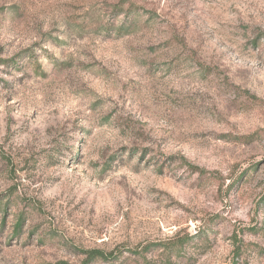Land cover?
<instances>
[{"label":"rangeland","instance_id":"obj_1","mask_svg":"<svg viewBox=\"0 0 264 264\" xmlns=\"http://www.w3.org/2000/svg\"><path fill=\"white\" fill-rule=\"evenodd\" d=\"M92 250L264 264V0H0V264Z\"/></svg>","mask_w":264,"mask_h":264},{"label":"trees","instance_id":"obj_2","mask_svg":"<svg viewBox=\"0 0 264 264\" xmlns=\"http://www.w3.org/2000/svg\"><path fill=\"white\" fill-rule=\"evenodd\" d=\"M21 226V222L19 224H17V229L19 230V227ZM104 252L98 251V250H92L90 251L89 255H88V259L87 262L85 264H89L91 261H93L95 258L97 257H103L105 258Z\"/></svg>","mask_w":264,"mask_h":264}]
</instances>
